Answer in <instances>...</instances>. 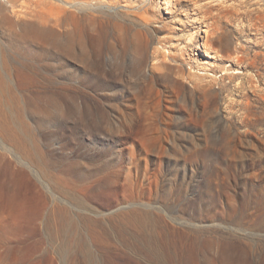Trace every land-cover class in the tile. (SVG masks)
Returning <instances> with one entry per match:
<instances>
[{"label": "rangeland", "instance_id": "obj_1", "mask_svg": "<svg viewBox=\"0 0 264 264\" xmlns=\"http://www.w3.org/2000/svg\"><path fill=\"white\" fill-rule=\"evenodd\" d=\"M164 2L0 0V264H264V0Z\"/></svg>", "mask_w": 264, "mask_h": 264}, {"label": "bare ground", "instance_id": "obj_2", "mask_svg": "<svg viewBox=\"0 0 264 264\" xmlns=\"http://www.w3.org/2000/svg\"><path fill=\"white\" fill-rule=\"evenodd\" d=\"M170 1L171 0H165V2H164V5L167 7V6H169V3H170ZM173 4V3H172ZM172 6V5H171ZM20 10V9H19ZM202 49V46H199L198 47V50H201Z\"/></svg>", "mask_w": 264, "mask_h": 264}]
</instances>
